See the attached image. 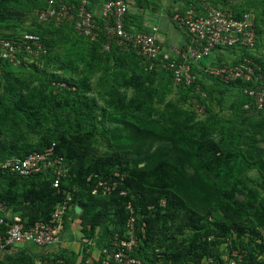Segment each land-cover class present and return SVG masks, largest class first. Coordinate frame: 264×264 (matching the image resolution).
<instances>
[{"label":"rangeland","instance_id":"obj_1","mask_svg":"<svg viewBox=\"0 0 264 264\" xmlns=\"http://www.w3.org/2000/svg\"><path fill=\"white\" fill-rule=\"evenodd\" d=\"M215 1L243 5L247 0ZM43 2L0 0V26L12 30L0 36L35 32L46 48L38 64L0 62V146L9 150L15 144L22 152L26 145L32 148L77 134L84 137L80 147L94 150L93 158L114 152L137 158L142 151L145 158L129 165L148 168L164 157L153 138L171 139L185 160L184 169L201 179L193 192L197 202L189 205L201 212L213 209L209 217L237 221L259 232L251 238L249 232L239 236L230 229L217 245V258L204 261L241 263L250 252L264 260V252H259L264 242V107L257 115L248 114L255 101L250 104L247 97L248 106H231L210 85L192 91L175 84L161 67L145 69L131 50L112 52L100 39L77 34L70 24L40 22L36 13ZM116 93L121 101L114 106ZM137 129L147 134L138 136ZM169 161L162 167L179 174L175 161ZM0 187L12 189L6 183ZM67 225L75 238L82 237L78 217ZM78 242V254L90 252L81 238Z\"/></svg>","mask_w":264,"mask_h":264},{"label":"built area","instance_id":"obj_2","mask_svg":"<svg viewBox=\"0 0 264 264\" xmlns=\"http://www.w3.org/2000/svg\"><path fill=\"white\" fill-rule=\"evenodd\" d=\"M44 1L45 4L36 13L40 22L72 24L78 34L102 39L106 50H111L113 45H117L121 50H132L146 69L161 67L171 74L175 84L191 86L196 91H202V74L205 77H218L225 83L241 80L250 85L251 82L252 86L242 87L243 92L253 97L258 110L264 107V89L258 84L262 74L258 75L257 69L260 68L252 59L243 56L236 63H204L217 49L236 48L248 51L255 48L258 42V27L250 11L238 15L231 5L210 0H174L181 3L182 7L171 13V21L188 36L183 46L174 48L177 53V57H174L164 48L158 36V24L151 25L149 30H130L127 27L126 18L131 9L129 0H104L99 15L90 9L87 0ZM45 53L46 48L40 36L35 33L0 36V61L19 63L24 60L28 64H38L40 56ZM199 66L202 68L201 72ZM0 170L20 175L42 173L53 179L55 187H59L61 179L67 173V166L63 156L55 151L52 144L24 156L2 158ZM94 177L98 179L95 180L92 193L110 194L119 190L125 174L115 170L107 178L99 177L98 174ZM88 179H91V176ZM120 193L126 192L120 189ZM71 199V194H68L67 198L55 207L49 220L37 221L30 226H26L19 214L12 213L0 202V230L5 226L4 233L0 232V262L6 260L9 249L18 243L48 247L46 254L53 256L60 249L65 215L73 208ZM144 226L145 223L141 226L142 232L145 230ZM139 246L140 237L135 217L130 216L122 232L115 231L100 241L95 264H146L137 255ZM40 259L37 258L38 261ZM59 261L62 264H70L63 259ZM81 261L82 258L73 264H82ZM223 264L241 263L231 259L229 263Z\"/></svg>","mask_w":264,"mask_h":264},{"label":"trees","instance_id":"obj_3","mask_svg":"<svg viewBox=\"0 0 264 264\" xmlns=\"http://www.w3.org/2000/svg\"><path fill=\"white\" fill-rule=\"evenodd\" d=\"M210 1L231 5L238 15L244 11H249L244 4ZM70 25L74 30L72 24ZM109 51L117 52L121 49L117 45H113ZM132 52L136 60L141 63L134 51ZM0 62L3 65L11 63L8 60H1ZM168 74L171 77L169 72ZM236 83L240 84L241 87L244 99L242 104L247 99H249L250 104H253V97L244 93L242 89L245 86H252V83L250 82L248 85L241 80ZM204 85L202 83V88ZM185 88L194 90V87L191 86ZM113 100L114 106L117 105L121 101L119 94L116 93V98ZM243 112L246 110L243 109ZM137 133L138 136L147 134L141 129H137ZM157 138L154 137L153 140L159 141L161 155L164 157L160 159L158 165L148 168L138 166L134 168L129 165L131 160L139 162L145 158V155L141 153L142 151L138 152L137 158L134 155L130 156L121 152L93 158L94 150L89 147L85 149L84 146L80 147L84 137L77 134L70 137L61 135L57 140L48 141L46 144L32 148L26 145L22 152L18 151L15 144H12L9 150L1 145L0 159L13 155L24 156L33 150H41L54 144L55 151L64 158L67 173L61 179L59 187H55L53 179L44 176L42 173L20 175L0 170V184L6 183L8 187L12 188L8 190L0 187V202L5 204L12 213L19 214L24 224L30 226L37 221L49 220L55 207L63 202L68 194H71L73 208L65 215V224L68 223L70 215L77 213L76 206L79 205L82 208L78 214L81 219L80 230L83 236L88 239H93L99 234V239L104 240L115 231L122 232L127 220L130 216H134L137 233L140 237V246L138 250L136 249L137 255L146 264H210L204 259L208 257L217 258L219 255L217 245L223 237L227 236L230 229L237 231L239 236L249 232L251 238H254L253 236L259 234L255 228H249L237 221L231 223L209 217L213 209L201 212L189 205L192 200L194 203L196 201L193 198V192L198 186H201V179L184 169L185 160L171 139ZM88 156L91 159L86 162L85 158ZM169 159L175 161L174 169L179 174L173 172V169L162 167V163H170ZM179 167L183 170L182 172H180ZM115 170H119L121 173L126 172L119 190L110 194L92 193L95 180L98 179L94 175L98 174L99 177L107 178ZM89 176L91 179H88ZM19 184L28 187L23 192L13 190L19 188ZM120 189L125 190L126 193H120ZM261 219L264 218L261 217ZM143 223H145L144 232L140 230ZM4 227L0 230L1 233H4ZM187 230H192L190 236H184ZM259 245L262 247L259 252L263 253L264 242L259 243ZM257 254L253 252L244 253L245 256H243L241 264H264V260H259ZM77 255L79 256L77 252H67L62 249L55 252L53 256L46 253L35 255L27 253L23 249L7 253L6 260H2L0 263L62 264L59 260L63 259L73 264L77 260ZM39 257L41 258L40 261L37 260ZM248 258L250 260L246 262ZM81 263L89 264L86 256L82 257ZM219 263L215 259L214 264ZM97 264L99 263L97 262Z\"/></svg>","mask_w":264,"mask_h":264},{"label":"crops","instance_id":"obj_4","mask_svg":"<svg viewBox=\"0 0 264 264\" xmlns=\"http://www.w3.org/2000/svg\"><path fill=\"white\" fill-rule=\"evenodd\" d=\"M76 2L80 0H74ZM89 2L90 9L96 14L99 15L102 9V5L104 0H87ZM131 9L126 18V25L130 30H149L151 25L158 24L159 32L158 36L162 40L163 46L166 50H168L172 56L177 57V53L174 48L181 47L185 44L188 39L187 34L183 29L178 28L171 21H167V16L171 20V13H173L178 8H181V3L174 0H129ZM244 5L247 6L248 10L252 13L255 18L257 27H258V42L254 49L242 51L236 48H225V49H217L214 51L213 55L207 58L204 63L217 65L221 62H230L236 63L240 61V58L243 56L252 59L258 68L257 73L260 75V80L258 84H260V88L264 89V0H247L243 1ZM44 5V2L43 4ZM176 29L177 33L174 31ZM12 30L6 26H0V34H11ZM172 34L171 37L168 35ZM4 37V36H2ZM199 71H202L201 66H199ZM218 79V78H217ZM202 80L205 85L211 86V91L215 95L224 98V102L227 104H231V106L237 104H242L243 96L241 92L240 84H237V81H233L230 83H221L219 80L209 79L208 76H203ZM218 85H223L218 86ZM229 85V86H227ZM223 90V91H222ZM236 102L232 105V103ZM246 104V102H245ZM248 106V104H246ZM260 112L256 107H253L252 110L248 114L257 115ZM247 114V113H245ZM82 208L76 210L77 213L70 215V220L73 218L76 219L79 217V213ZM67 226V228H66ZM81 231V230H80ZM82 233V232H81ZM99 234L93 238L88 239L83 236L76 237L75 234L68 229V225L65 224L64 230L61 235V245L60 249L66 250L67 252H79L80 250V242L78 239L81 238V241L84 242V246L88 245L87 248L90 250L88 253L80 252L77 257V261H79L83 256L87 257V261L89 264H95V260L98 256L99 249L97 246L99 245L102 239H99ZM98 237V238H97ZM87 239V240H86ZM19 244H23L20 247ZM25 250L27 253L38 255L47 253L48 247L38 246L32 243H18L14 247H11L8 253H12L14 251Z\"/></svg>","mask_w":264,"mask_h":264},{"label":"water","instance_id":"obj_5","mask_svg":"<svg viewBox=\"0 0 264 264\" xmlns=\"http://www.w3.org/2000/svg\"><path fill=\"white\" fill-rule=\"evenodd\" d=\"M79 209H80V206H79V205H77V206H76V210H79Z\"/></svg>","mask_w":264,"mask_h":264}]
</instances>
